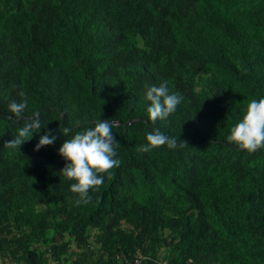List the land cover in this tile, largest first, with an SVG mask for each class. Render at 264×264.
I'll return each instance as SVG.
<instances>
[{
	"label": "trees",
	"instance_id": "obj_1",
	"mask_svg": "<svg viewBox=\"0 0 264 264\" xmlns=\"http://www.w3.org/2000/svg\"><path fill=\"white\" fill-rule=\"evenodd\" d=\"M161 82L183 101L153 121ZM260 96L264 0H0V264H264V147L226 140ZM99 119L120 163L76 205L58 148ZM153 129L178 146L140 152Z\"/></svg>",
	"mask_w": 264,
	"mask_h": 264
},
{
	"label": "clouds",
	"instance_id": "obj_2",
	"mask_svg": "<svg viewBox=\"0 0 264 264\" xmlns=\"http://www.w3.org/2000/svg\"><path fill=\"white\" fill-rule=\"evenodd\" d=\"M144 98L149 102L147 114L153 121L168 117L183 101V96L170 91L165 82L146 85ZM26 106V99L20 102L13 100L8 104V109L19 117ZM43 127L39 118L30 119L7 143L18 147ZM112 129L113 123L110 119H99L94 126L77 131L71 138L64 139L58 148L59 156L65 161L59 172L66 180L71 181L70 191L78 194L74 199L76 205L88 204L92 199L90 190H98L104 182L105 176L101 173L110 175L109 170L120 163L117 156L119 141L115 139ZM56 138L51 132H45L39 137L34 150L51 145ZM144 140L139 145L140 152H149L159 146L176 148L180 142L176 136L167 135L159 129L146 132ZM226 140L248 152L264 147V96L247 102L241 110L240 118L229 128Z\"/></svg>",
	"mask_w": 264,
	"mask_h": 264
},
{
	"label": "built area",
	"instance_id": "obj_3",
	"mask_svg": "<svg viewBox=\"0 0 264 264\" xmlns=\"http://www.w3.org/2000/svg\"><path fill=\"white\" fill-rule=\"evenodd\" d=\"M143 259H146V257H143V256L137 257L134 264H139Z\"/></svg>",
	"mask_w": 264,
	"mask_h": 264
},
{
	"label": "bare ground",
	"instance_id": "obj_4",
	"mask_svg": "<svg viewBox=\"0 0 264 264\" xmlns=\"http://www.w3.org/2000/svg\"><path fill=\"white\" fill-rule=\"evenodd\" d=\"M140 191V190H139Z\"/></svg>",
	"mask_w": 264,
	"mask_h": 264
}]
</instances>
